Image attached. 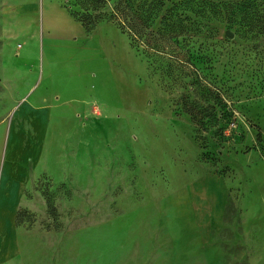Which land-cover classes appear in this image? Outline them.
Listing matches in <instances>:
<instances>
[{
  "label": "rangeland",
  "instance_id": "374dc122",
  "mask_svg": "<svg viewBox=\"0 0 264 264\" xmlns=\"http://www.w3.org/2000/svg\"><path fill=\"white\" fill-rule=\"evenodd\" d=\"M84 1L0 0L20 229L53 264H264V28L228 13L245 0H162L199 26L178 82L116 22L87 31Z\"/></svg>",
  "mask_w": 264,
  "mask_h": 264
},
{
  "label": "trees",
  "instance_id": "16d2710c",
  "mask_svg": "<svg viewBox=\"0 0 264 264\" xmlns=\"http://www.w3.org/2000/svg\"><path fill=\"white\" fill-rule=\"evenodd\" d=\"M142 1L137 3L136 0H121L109 12L105 10L107 0H85L81 2L85 12L72 11V15L89 32L103 19L116 22L122 32L129 36L132 44H137L138 47L143 44L145 52L150 56L156 57L161 63L168 56L171 60L169 62L171 75L175 81H182L181 74L189 67V63L193 65V46L190 39L199 31L198 22L192 15L184 11L179 12L176 4L165 10L162 0ZM259 2L260 0H245L237 10L228 13L233 17L240 14L242 22L249 30L260 32L264 24L255 13V6ZM164 10L165 13L161 15ZM168 50L174 56L167 54ZM17 223L19 225V213Z\"/></svg>",
  "mask_w": 264,
  "mask_h": 264
},
{
  "label": "crops",
  "instance_id": "0c3cea01",
  "mask_svg": "<svg viewBox=\"0 0 264 264\" xmlns=\"http://www.w3.org/2000/svg\"><path fill=\"white\" fill-rule=\"evenodd\" d=\"M75 65L72 68L75 69ZM67 84L64 81L61 87H68ZM28 109V106L20 107V117H27L31 113ZM51 113L53 112L44 111L43 108L35 109V115L40 119L48 118ZM36 123L39 124L38 119ZM12 134V126L0 125V154L3 149V136L9 135L10 138ZM15 136L7 141V146H15ZM1 164L0 158V167ZM17 184L15 179L7 181L0 178V264H53L50 258L43 257V246L40 244L42 240L31 233L23 232L17 223L22 198L21 188ZM65 264H69L68 257Z\"/></svg>",
  "mask_w": 264,
  "mask_h": 264
}]
</instances>
